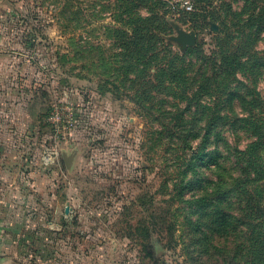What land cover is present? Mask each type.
Returning a JSON list of instances; mask_svg holds the SVG:
<instances>
[{"label": "rangeland", "instance_id": "1", "mask_svg": "<svg viewBox=\"0 0 264 264\" xmlns=\"http://www.w3.org/2000/svg\"><path fill=\"white\" fill-rule=\"evenodd\" d=\"M192 2L188 12L169 0L163 37L176 52L188 49L181 32L207 50L220 32L212 17L184 14L198 10ZM126 5L0 0V264H203L194 245L205 235L195 224L201 202L184 211L194 192L179 200L184 152L162 138L160 94L142 105L141 86L118 72ZM140 11L134 20L148 15ZM254 51L264 59V33ZM258 81L264 97L263 74ZM241 141L245 150L249 137ZM251 188L264 206V184Z\"/></svg>", "mask_w": 264, "mask_h": 264}, {"label": "trees", "instance_id": "2", "mask_svg": "<svg viewBox=\"0 0 264 264\" xmlns=\"http://www.w3.org/2000/svg\"><path fill=\"white\" fill-rule=\"evenodd\" d=\"M119 1L128 5L130 28L118 72L130 89L141 86L142 105L152 101L151 91L160 94L162 138L184 152L176 161L179 200L194 192L184 211L201 202L195 224L205 235L195 238L198 257L203 264H264V206L251 194V187L264 184V97L258 88L264 59L254 51L264 33V0H235L243 2L240 11L218 0L224 8L218 13L209 9L214 0H196L198 10L184 14L204 22L212 17L220 32L209 50L198 42L184 53L163 37L169 0ZM135 7L148 15L137 13L134 20ZM119 89L116 84L114 93ZM243 135L250 140L245 150Z\"/></svg>", "mask_w": 264, "mask_h": 264}, {"label": "water", "instance_id": "3", "mask_svg": "<svg viewBox=\"0 0 264 264\" xmlns=\"http://www.w3.org/2000/svg\"><path fill=\"white\" fill-rule=\"evenodd\" d=\"M177 41L181 44H183L184 49H187L189 47H195L197 44V36L194 33H180V38L177 39Z\"/></svg>", "mask_w": 264, "mask_h": 264}, {"label": "built area", "instance_id": "4", "mask_svg": "<svg viewBox=\"0 0 264 264\" xmlns=\"http://www.w3.org/2000/svg\"><path fill=\"white\" fill-rule=\"evenodd\" d=\"M181 7L188 12H191L194 10V4L192 0H181Z\"/></svg>", "mask_w": 264, "mask_h": 264}]
</instances>
